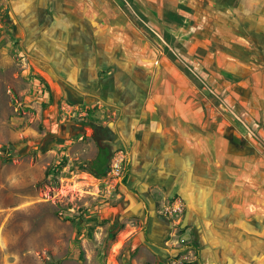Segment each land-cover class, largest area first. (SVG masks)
<instances>
[{
    "label": "rangeland",
    "instance_id": "1",
    "mask_svg": "<svg viewBox=\"0 0 264 264\" xmlns=\"http://www.w3.org/2000/svg\"><path fill=\"white\" fill-rule=\"evenodd\" d=\"M124 1L0 0V264H264V115L212 5Z\"/></svg>",
    "mask_w": 264,
    "mask_h": 264
},
{
    "label": "crops",
    "instance_id": "2",
    "mask_svg": "<svg viewBox=\"0 0 264 264\" xmlns=\"http://www.w3.org/2000/svg\"><path fill=\"white\" fill-rule=\"evenodd\" d=\"M193 1L198 4L196 5L197 9H199V6L212 5V8H209L214 16L216 15L217 23L214 27L217 31H213L215 41L212 40L211 44L213 47H221L222 51L227 52L225 54L228 59L227 66L233 70V74H238V71L241 74L243 73L242 91L245 92V97L249 99V106L254 108L255 111L257 108L258 112L264 115V0H211L210 3L207 0ZM177 6L179 11L171 12L174 16L173 19H169L168 23L179 28L186 27L185 22L187 21L186 18H189V8L193 11L194 9L185 0H179ZM171 13L169 12V14ZM219 20L222 21L221 25ZM219 35L222 38H227L226 48L219 46L225 42ZM203 38L205 39L204 36ZM252 92H256L257 96L252 95ZM178 163L173 156L167 157L164 160V167L178 171L180 167ZM194 197V193H187V202L195 205ZM204 204L203 207H206V211L209 212L211 209L209 204L205 202Z\"/></svg>",
    "mask_w": 264,
    "mask_h": 264
},
{
    "label": "trees",
    "instance_id": "3",
    "mask_svg": "<svg viewBox=\"0 0 264 264\" xmlns=\"http://www.w3.org/2000/svg\"><path fill=\"white\" fill-rule=\"evenodd\" d=\"M122 1H123V11H124V13H128L129 6L127 5V3L124 0H122ZM195 80H196V83H198L200 85L199 81L197 79H195ZM109 153H110V151L106 146H99L96 157L93 160L87 162L85 165H80V168L85 169L94 175L105 174L108 171ZM125 181H126V177L124 178V182Z\"/></svg>",
    "mask_w": 264,
    "mask_h": 264
},
{
    "label": "bare ground",
    "instance_id": "4",
    "mask_svg": "<svg viewBox=\"0 0 264 264\" xmlns=\"http://www.w3.org/2000/svg\"><path fill=\"white\" fill-rule=\"evenodd\" d=\"M190 204H191V202H190ZM190 214V213H189ZM189 214H188V219H189ZM191 216H192V214H191ZM195 216V215H194ZM185 222H186V220H185ZM154 231L155 232H157V228H154ZM159 232V231H158Z\"/></svg>",
    "mask_w": 264,
    "mask_h": 264
}]
</instances>
